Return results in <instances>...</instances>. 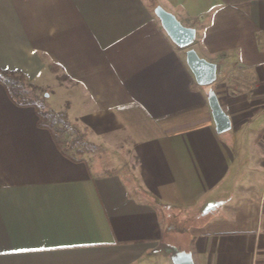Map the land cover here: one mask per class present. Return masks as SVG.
<instances>
[{"label": "crops", "instance_id": "1", "mask_svg": "<svg viewBox=\"0 0 264 264\" xmlns=\"http://www.w3.org/2000/svg\"><path fill=\"white\" fill-rule=\"evenodd\" d=\"M156 4L196 29L215 82ZM0 68L55 83L49 107L116 148L110 168L71 161L0 84V264H172V221L194 264H264V0H0Z\"/></svg>", "mask_w": 264, "mask_h": 264}, {"label": "trees", "instance_id": "2", "mask_svg": "<svg viewBox=\"0 0 264 264\" xmlns=\"http://www.w3.org/2000/svg\"><path fill=\"white\" fill-rule=\"evenodd\" d=\"M230 2L234 3L238 0H230ZM0 84L3 85L7 96L14 104L32 107L35 110L38 127L51 133L59 151L71 161L86 160L98 149V146L87 138L85 132L69 120L65 109L55 110L48 106L43 95L44 87L32 84L21 71L0 68ZM184 229L182 223L172 221L167 225L166 233L171 230L184 232ZM165 241L168 243L170 240L165 237Z\"/></svg>", "mask_w": 264, "mask_h": 264}, {"label": "water", "instance_id": "3", "mask_svg": "<svg viewBox=\"0 0 264 264\" xmlns=\"http://www.w3.org/2000/svg\"><path fill=\"white\" fill-rule=\"evenodd\" d=\"M153 13L158 18L160 25L169 39L178 47L185 50L186 64L191 70L198 85L207 86L216 81V64L201 58L197 52L190 48L196 37V29L183 25L172 12L160 4L153 7ZM208 104L214 120L216 131H227L231 124L230 119L219 104L215 93H210ZM172 264H194L192 254L186 250L173 251L170 256Z\"/></svg>", "mask_w": 264, "mask_h": 264}, {"label": "rangeland", "instance_id": "4", "mask_svg": "<svg viewBox=\"0 0 264 264\" xmlns=\"http://www.w3.org/2000/svg\"><path fill=\"white\" fill-rule=\"evenodd\" d=\"M45 91L43 93L44 97L46 100H48V102L52 101L55 99V95H50L51 94V90L52 89H55V83L51 82L49 84L46 85V87H44ZM52 107H56L54 104H51ZM49 106V105H48ZM116 149V148H115ZM114 148L112 149H103L101 148H98L96 151H95V155L96 157H98V164H100L99 166L102 167V168H110L111 165L108 163V157H109V153L110 151H115ZM93 156V155H92ZM94 158V157H92ZM178 222V221H177ZM177 225V224H176ZM178 232H176V230H171L170 232H167L168 235H166V237L168 238V240H171V247L174 251H177V250H180V249H184L186 248V240L187 238H185L186 236L185 235H179L177 234ZM170 252V251H169ZM170 264V263H168Z\"/></svg>", "mask_w": 264, "mask_h": 264}]
</instances>
